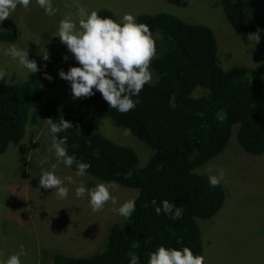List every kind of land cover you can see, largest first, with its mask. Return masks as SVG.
Here are the masks:
<instances>
[{
	"label": "trees",
	"instance_id": "16d2710c",
	"mask_svg": "<svg viewBox=\"0 0 264 264\" xmlns=\"http://www.w3.org/2000/svg\"><path fill=\"white\" fill-rule=\"evenodd\" d=\"M220 6L235 30L248 34L264 30V0H220ZM98 14L115 20L108 9ZM137 23L147 24L153 37L158 35L150 65L156 79L146 84L138 97H132L138 103L127 113L109 107L99 92L74 106L58 108L46 95L47 81L41 71L22 82L0 81V154L24 138L29 120L35 124L42 115L58 122L63 117L73 125L59 134L68 137V153L91 164L87 185L92 188L93 180L114 181L135 190V196L139 193L132 216L121 217L103 231L100 250L82 257L57 254L51 264H129L132 253L139 257V264H147L148 254L160 245L177 249L186 246L194 255H202L204 223L199 227L198 221L212 219L231 194L224 180L218 187H211L208 176L223 168L230 158L212 173L203 171V167L232 149V137L241 152L264 155V45L262 61L254 68L225 70L217 63L211 28L166 12L139 14ZM260 37L264 40V31ZM17 38L13 24L0 25L1 44ZM196 90L200 94L196 95ZM106 118L152 151H146L144 165H138L140 157L128 147V140L119 144L102 135L98 126ZM71 170L75 172V167ZM129 171L130 177L126 176ZM153 199L157 205L168 200L174 207H181L182 218L172 220L163 212L157 215ZM262 215L256 210L253 219ZM262 220L254 223L260 226L259 231L264 227ZM259 231L254 237L264 234V230Z\"/></svg>",
	"mask_w": 264,
	"mask_h": 264
},
{
	"label": "rangeland",
	"instance_id": "374dc122",
	"mask_svg": "<svg viewBox=\"0 0 264 264\" xmlns=\"http://www.w3.org/2000/svg\"><path fill=\"white\" fill-rule=\"evenodd\" d=\"M54 6L59 11L48 17L33 0L27 11L18 7L3 23L16 27L18 38L13 43L20 48H28L29 59L37 62L44 75L47 73L52 77L51 80L46 79L45 91L58 108L74 106L86 99L73 98L69 82L58 76L60 70L67 72L70 67L79 65L56 36L59 21L66 17L77 21V12L82 7L98 11L108 9L115 14V21H120L126 13L136 17V22L139 14L170 13L189 23L212 29L217 44L216 60L223 69L236 66L252 69L262 61L263 38L255 43L250 34L235 30L227 21L220 0H54ZM13 43L0 42V68L7 73L6 81H26L30 75L27 70L4 55L3 49ZM45 49L49 53L47 61L40 56ZM195 93L200 94L199 90ZM37 120L35 124L29 120L24 138L11 143L0 154V253L7 258L23 245L27 250V255L21 257L23 264H51L57 254L73 257L94 254L103 245V231L121 219L114 209L134 197L135 190L118 184L112 193L117 202L109 201L102 211L93 212L87 197L75 196L78 185H66L70 191L65 199H59L55 190L40 187L42 169L50 170L56 161L45 118L39 115ZM98 127L102 135L110 140L116 139L113 141L119 144L128 140V147L140 157L138 165L145 164L148 159L146 151H152L128 130L116 128L108 118L102 120ZM230 143L232 149L203 167V171L212 173L223 160L230 158L222 169L225 172V189L231 194L212 219L198 221L199 227L204 223L201 226L202 255L205 264H264V234L263 237H253L260 228L254 223L261 218L264 224V215L253 219L256 210L264 214V155L249 156L241 152L234 137ZM45 160L48 162L44 163ZM74 173L63 164L57 169V175L62 178L74 176ZM89 178L76 179L83 180L85 187L91 188L87 185ZM96 184L93 180L92 188ZM248 192V196L243 198ZM254 199L257 201L251 203ZM263 230L264 227L259 232Z\"/></svg>",
	"mask_w": 264,
	"mask_h": 264
},
{
	"label": "clouds",
	"instance_id": "9594fccd",
	"mask_svg": "<svg viewBox=\"0 0 264 264\" xmlns=\"http://www.w3.org/2000/svg\"><path fill=\"white\" fill-rule=\"evenodd\" d=\"M32 2L33 0H0V25L11 18L18 7L27 11ZM35 4L42 8L48 17L55 16L59 11V8L54 6V0H35ZM77 17V21H73L71 17L61 19L56 36L79 66L70 67L67 72L60 70L58 76L69 82L73 98H87L99 92L109 107L122 114L129 112L138 103L132 97H138L144 86L153 81L150 65L157 51L153 33L147 24L137 23L136 17L130 13L124 14L120 21H115L111 17L100 16L98 10H87L82 7L78 10ZM262 31L264 30L258 29L249 37L255 43H259ZM3 52L17 61L29 74H36L40 70L37 62L29 59L28 48H20L13 43L4 48ZM40 56L45 61L49 59L46 49ZM64 59L67 60L68 57L65 56ZM6 75V71L0 68V81H3ZM45 78L52 79L47 73ZM44 122L51 136V151L56 162L51 164L50 170L42 169L39 176L40 187L55 190L59 199H65L70 191L66 185H78L75 188V196L87 197L93 212L102 211L109 201L115 204L117 201L112 193L119 185L114 181L98 183L94 188H87L83 180L76 179L85 177L91 164L77 159L74 153L70 155L67 150L68 137L59 135L72 129V123L63 117L58 122L52 118L45 119ZM60 164L69 169L74 166V176L62 178L57 175ZM131 175V171L126 173L128 177ZM224 178V169L217 168L215 174L208 176V183L215 188ZM138 198L139 193L114 211L125 219L130 218L136 211ZM151 204L157 215L163 212L172 220L182 218V208L174 207L168 200H162L160 205H157L153 199ZM26 255L27 250L20 245L19 251L7 258H3V254L0 253V264H23L21 257ZM129 264H139V257L135 253L131 254ZM147 264H205V257L194 255L186 246L177 249L160 245L148 254Z\"/></svg>",
	"mask_w": 264,
	"mask_h": 264
}]
</instances>
